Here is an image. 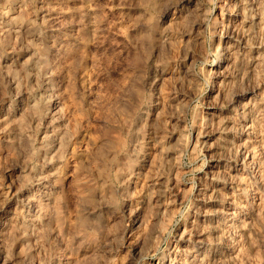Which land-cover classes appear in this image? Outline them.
<instances>
[{
    "label": "rangeland",
    "instance_id": "obj_1",
    "mask_svg": "<svg viewBox=\"0 0 264 264\" xmlns=\"http://www.w3.org/2000/svg\"><path fill=\"white\" fill-rule=\"evenodd\" d=\"M0 264H264V0H0Z\"/></svg>",
    "mask_w": 264,
    "mask_h": 264
},
{
    "label": "bare ground",
    "instance_id": "obj_2",
    "mask_svg": "<svg viewBox=\"0 0 264 264\" xmlns=\"http://www.w3.org/2000/svg\"><path fill=\"white\" fill-rule=\"evenodd\" d=\"M51 5H52V4H51ZM50 7H51V6H50ZM53 7H54V6H53ZM53 7H52V8H53ZM49 9H51V8H49ZM55 9H56V7H55ZM47 10H48V9H47ZM47 10H46L45 12H47ZM86 10L88 11V9H86ZM51 11H52V10H51ZM54 11H55V10H54ZM56 12H57V11H56ZM60 12H61V11H60ZM60 12H59V13H60ZM65 12H66V11H65ZM65 12H64V13H65ZM61 13H62V12H61ZM64 13H62V15H63ZM87 13H88V12H87ZM46 14H47V13H46ZM48 14H49V13H48ZM48 14H47V15H48ZM52 14H54V13H52ZM52 14H51V16H53ZM65 14H66V13H65ZM49 15H50V14H49ZM59 15H60V14H59ZM54 16H55V15H54ZM54 16H53V18H54ZM50 19H51V18H50ZM54 19H56V18H54ZM54 19H53V20H54ZM53 20H52V21H53ZM89 22H90V21H89ZM91 22H92V21H91ZM88 24H89V23H87L86 25H88ZM91 24H92V23H91ZM83 25H84V24H83ZM89 25H90V24H89ZM91 26H92V25H91ZM82 27H83V26H82ZM89 29H90V28H89ZM87 31H88V30H87ZM92 31H93V30H92ZM47 57H48V56H47ZM47 57H46V58H47ZM46 58H44V59H46ZM219 60H221V58H219ZM45 61H46V60H45Z\"/></svg>",
    "mask_w": 264,
    "mask_h": 264
}]
</instances>
